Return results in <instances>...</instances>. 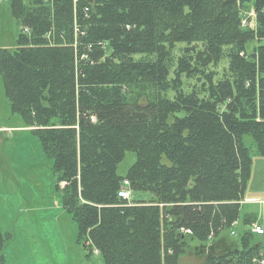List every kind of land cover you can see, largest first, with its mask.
<instances>
[{"label":"trees","instance_id":"trees-1","mask_svg":"<svg viewBox=\"0 0 264 264\" xmlns=\"http://www.w3.org/2000/svg\"><path fill=\"white\" fill-rule=\"evenodd\" d=\"M8 1L5 96L52 160L77 243L102 264H264L254 217L231 237L251 149L264 158V0ZM124 183L150 199L118 198Z\"/></svg>","mask_w":264,"mask_h":264},{"label":"rangeland","instance_id":"rangeland-1","mask_svg":"<svg viewBox=\"0 0 264 264\" xmlns=\"http://www.w3.org/2000/svg\"><path fill=\"white\" fill-rule=\"evenodd\" d=\"M248 17V26L253 28L254 16L249 13ZM19 32L9 1L0 0V48H14ZM31 130L24 127L18 115L10 113L0 74V231L9 236L1 252L5 264H102L100 258L77 243L76 224L63 209L62 193L55 187L52 160L43 155ZM244 139L252 147V139ZM251 151L250 179L240 218L232 227L233 239L242 229L245 214L264 225V158L254 155V148ZM134 159L133 153H125L117 166L120 177L126 175ZM123 188L129 192V203L151 197L124 184ZM179 264H203V260L188 252Z\"/></svg>","mask_w":264,"mask_h":264},{"label":"built area","instance_id":"built-area-1","mask_svg":"<svg viewBox=\"0 0 264 264\" xmlns=\"http://www.w3.org/2000/svg\"><path fill=\"white\" fill-rule=\"evenodd\" d=\"M118 197L122 200H127L128 199V193L125 190H120L118 192ZM253 231L255 233H258V234L262 233V229L258 226L254 227ZM187 233H188V231H187Z\"/></svg>","mask_w":264,"mask_h":264},{"label":"crops","instance_id":"crops-1","mask_svg":"<svg viewBox=\"0 0 264 264\" xmlns=\"http://www.w3.org/2000/svg\"><path fill=\"white\" fill-rule=\"evenodd\" d=\"M243 205V204H242Z\"/></svg>","mask_w":264,"mask_h":264}]
</instances>
